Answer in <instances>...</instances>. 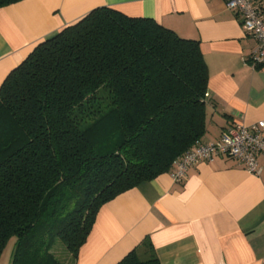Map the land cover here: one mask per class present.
Returning a JSON list of instances; mask_svg holds the SVG:
<instances>
[{"label": "trees", "instance_id": "obj_1", "mask_svg": "<svg viewBox=\"0 0 264 264\" xmlns=\"http://www.w3.org/2000/svg\"><path fill=\"white\" fill-rule=\"evenodd\" d=\"M207 88L199 40L149 17L100 6L39 42L0 84V256L75 264L104 203L201 141ZM114 264L161 263L144 238Z\"/></svg>", "mask_w": 264, "mask_h": 264}, {"label": "crops", "instance_id": "obj_2", "mask_svg": "<svg viewBox=\"0 0 264 264\" xmlns=\"http://www.w3.org/2000/svg\"><path fill=\"white\" fill-rule=\"evenodd\" d=\"M253 1L264 14V0ZM100 6L199 40L208 69L202 142L264 120V64L246 63L257 42L225 0H19L0 8V84L39 42ZM258 162L255 175L221 155L180 182L170 172L140 182L100 207L75 264H114L144 238L161 264H264V156Z\"/></svg>", "mask_w": 264, "mask_h": 264}, {"label": "built area", "instance_id": "obj_3", "mask_svg": "<svg viewBox=\"0 0 264 264\" xmlns=\"http://www.w3.org/2000/svg\"><path fill=\"white\" fill-rule=\"evenodd\" d=\"M225 5L237 14L244 33L257 42L246 63L254 68L264 64V14L260 7L253 0H225ZM221 155L236 159L248 172L259 175L261 167L258 158L264 156V120L249 125L235 122L224 128L216 140L196 142L174 160L171 176L175 182H180L190 166Z\"/></svg>", "mask_w": 264, "mask_h": 264}, {"label": "rangeland", "instance_id": "obj_4", "mask_svg": "<svg viewBox=\"0 0 264 264\" xmlns=\"http://www.w3.org/2000/svg\"><path fill=\"white\" fill-rule=\"evenodd\" d=\"M14 242H15V237H12L8 240L4 248V251L2 252V255L0 257V264H10L9 263L11 261L10 256L13 252ZM53 249H56L55 251L59 254L58 256L60 258H64L68 254L65 245L62 244L58 239L55 240Z\"/></svg>", "mask_w": 264, "mask_h": 264}]
</instances>
